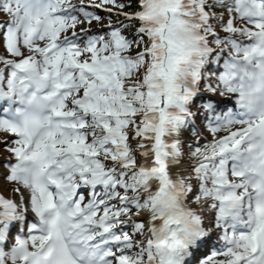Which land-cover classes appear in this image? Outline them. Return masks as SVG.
Segmentation results:
<instances>
[{
	"label": "rangeland",
	"instance_id": "rangeland-1",
	"mask_svg": "<svg viewBox=\"0 0 264 264\" xmlns=\"http://www.w3.org/2000/svg\"><path fill=\"white\" fill-rule=\"evenodd\" d=\"M152 4L153 5H156L158 8H157V13L160 14L158 17H157V20L158 21H163L164 20L161 18V15L165 16L168 11L166 10L165 11V8H164V5L162 3L161 0H151ZM86 5V6H84ZM80 7H84V8H91L92 5L86 3V4H83L81 5ZM171 18V17H170ZM169 18V21L171 23V19ZM99 24H101V21H99ZM99 24L97 25H91L89 27H83L85 28V30L89 29V30H94V31H100L102 28L100 26H98ZM166 26H168V24H166ZM172 43L173 41L171 40V37L169 36H166L165 40H164V45H165V49L166 50H172ZM133 51H135V48L134 46H130L128 48V52L129 53H132ZM29 52V51H28ZM230 62H235V61H238V59H229ZM10 63L6 61V63L3 65V69H6L8 68V65ZM111 64V63H110ZM112 65V64H111ZM113 67H117L118 65L115 64V65H112ZM161 69L158 67V71H160ZM158 80V78H155V80H153L148 87H153V85L156 83V81ZM148 83V82H147ZM118 86H126V81L125 82H121L120 84H118ZM105 94H103L104 96ZM230 97V96H228ZM106 98H109V94H106L104 96V99ZM224 98L228 99L225 95H224ZM158 103V101L156 100V104ZM115 111V108L113 106H111L110 109H107L106 106H105V103H103L102 101V97L99 98L98 102L92 107V114H100V116H104L102 117L101 119L103 121H108L110 119V117L112 116V114L114 113ZM142 118V117H140ZM112 120V119H110ZM117 122V121H116ZM212 137V136H211ZM214 137V135H213ZM212 141V140H211ZM12 144V141L8 138H6L4 135H0V165L2 163V161H4L6 159V153H4L5 151H7V148L8 146H10ZM182 149V148H180ZM211 149H212V144L210 145L209 149L206 151L207 155L210 154L211 152ZM182 155L183 156H186V157H190L191 156V152L190 151H182ZM100 156V155H99ZM212 157H215V155H212ZM100 160L102 161V165L104 167H106L107 163H108V160L105 158V157H101ZM0 171H1V168H0ZM76 172L78 174H80V170H76ZM197 175H200V173H198ZM1 178V176H0ZM10 191V186L8 185H4L3 182L0 181V202H3L4 205H2V208L3 209H10V210H13V217H20L21 214H27V210L24 209L23 207V204L20 205V207H16V204L17 202H21L19 199H18V195L17 193H9ZM22 196H24V193H22ZM23 208V209H22ZM134 210H137V207L134 206V205H131V204H127V206L125 205V207H123L122 205L120 206L119 210L118 211H123L124 214L122 216H125V218H129L133 215V211ZM136 227L139 228V231H138V235H136ZM129 230H131L132 232H135V235L137 237H139L141 235V240L138 242V243H133L131 246V249L128 253L129 256L133 255L132 256V260H137L140 255L139 253L141 252V250L144 249V246H143V243H144V240L146 239V235H145V232L146 231V228H145V223L144 221H135V222H132L130 223V226L128 228ZM215 232V231H213ZM134 235V236H135ZM134 250H136V253L134 252Z\"/></svg>",
	"mask_w": 264,
	"mask_h": 264
},
{
	"label": "trees",
	"instance_id": "trees-1",
	"mask_svg": "<svg viewBox=\"0 0 264 264\" xmlns=\"http://www.w3.org/2000/svg\"><path fill=\"white\" fill-rule=\"evenodd\" d=\"M197 3L200 6V9H202L203 11L206 12L207 16L215 22L216 26H217V30H221L223 29V19L221 17L223 11L220 7H218L216 5L215 8H212V6H210L206 0H196ZM220 3V2H219ZM138 4V0L137 1H123V2H118V5H121L122 8H124L126 11L131 12L133 10L134 5ZM132 9V10H130ZM198 8H196V10H198ZM109 17L112 19V21H114L116 18L118 19V16L115 15H109ZM111 21V22H112ZM127 32H130V34H136L137 32H139V24L135 23V24H128V28H126ZM147 44V41L144 42V45ZM146 48V47H145ZM142 75V74H141ZM145 78V77H144Z\"/></svg>",
	"mask_w": 264,
	"mask_h": 264
},
{
	"label": "bare ground",
	"instance_id": "bare-ground-1",
	"mask_svg": "<svg viewBox=\"0 0 264 264\" xmlns=\"http://www.w3.org/2000/svg\"><path fill=\"white\" fill-rule=\"evenodd\" d=\"M7 213H4V211L3 212H1L0 211V218H2V217H6L7 218V215H6ZM141 217L143 218V219H145V220H152L153 221V219H154V216L152 215V217L151 216H149L148 214H142L141 215ZM149 217V218H148ZM157 223V222H156ZM155 226V225H154Z\"/></svg>",
	"mask_w": 264,
	"mask_h": 264
},
{
	"label": "water",
	"instance_id": "water-1",
	"mask_svg": "<svg viewBox=\"0 0 264 264\" xmlns=\"http://www.w3.org/2000/svg\"><path fill=\"white\" fill-rule=\"evenodd\" d=\"M159 133H160L159 131H156V132H155L156 135L159 134Z\"/></svg>",
	"mask_w": 264,
	"mask_h": 264
}]
</instances>
